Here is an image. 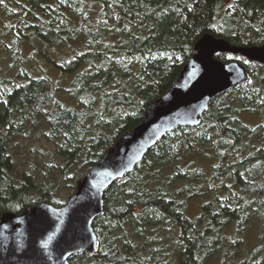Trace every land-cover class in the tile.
Masks as SVG:
<instances>
[{"label": "trees", "instance_id": "1", "mask_svg": "<svg viewBox=\"0 0 264 264\" xmlns=\"http://www.w3.org/2000/svg\"><path fill=\"white\" fill-rule=\"evenodd\" d=\"M204 34L264 44V0H0V215L64 205ZM29 46L61 58L54 66L72 75L77 107L33 73ZM217 58L239 62L247 82L214 96L198 125L164 134L108 188L97 251L69 264H264V63ZM28 141L37 146L27 160Z\"/></svg>", "mask_w": 264, "mask_h": 264}, {"label": "water", "instance_id": "2", "mask_svg": "<svg viewBox=\"0 0 264 264\" xmlns=\"http://www.w3.org/2000/svg\"><path fill=\"white\" fill-rule=\"evenodd\" d=\"M221 53L264 63V44L234 46L213 34L202 35L169 88L76 181L64 205L40 203L0 215V264H69L72 256H93L98 247L93 222L104 212L108 188L131 172L164 134L198 125L214 96L247 82L245 68L237 61L222 62L217 58Z\"/></svg>", "mask_w": 264, "mask_h": 264}, {"label": "rangeland", "instance_id": "3", "mask_svg": "<svg viewBox=\"0 0 264 264\" xmlns=\"http://www.w3.org/2000/svg\"><path fill=\"white\" fill-rule=\"evenodd\" d=\"M28 55L29 57V63L31 64V68L34 74L37 75H45L48 76L49 78L52 79L54 85L56 84L58 89V93L63 97V101L68 105V106H74L77 107V101L70 97L66 90L69 86L70 80L72 78L71 74H66L62 73L59 69L54 66L57 64L59 61H61V58L55 54V52L49 48L47 49H42L39 46H29L27 48ZM69 53L68 50L62 49L60 51V54L62 55H67ZM51 60V61H50ZM50 61V63H49ZM51 68V69H50ZM253 115L247 116L248 121L253 122ZM42 146L51 149V146L47 143L44 142V140H41L39 142ZM37 146V143H34L32 141H28L25 143H22V146L20 147L19 154L24 158V159H30L29 156V149L32 148L33 151H35V147ZM255 235L252 234L251 231H249L245 235V242L246 246H254V240H255ZM249 247V248H251Z\"/></svg>", "mask_w": 264, "mask_h": 264}]
</instances>
